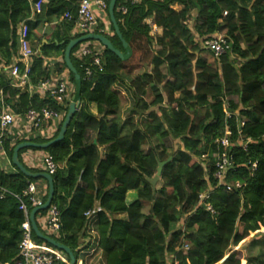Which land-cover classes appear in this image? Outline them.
<instances>
[{
    "label": "trees",
    "instance_id": "obj_1",
    "mask_svg": "<svg viewBox=\"0 0 264 264\" xmlns=\"http://www.w3.org/2000/svg\"><path fill=\"white\" fill-rule=\"evenodd\" d=\"M77 2L48 0L31 15L29 0H0L4 102L17 114L51 108L62 115L50 138L29 139L37 144L58 135L69 102L10 85L2 67L19 56L17 30L24 24L35 53L30 83L67 71L64 50L79 35L64 16L75 14ZM114 17L131 56L121 61L104 48L101 69L92 67L85 77L83 63L90 59H77L75 46L70 61L81 83L72 96L80 104L64 138L46 149L18 152L21 164V154L32 150L51 156L56 165L51 174V204L60 223L55 240L73 252L75 264H90L94 255L98 264H264V231L255 233L264 229V0H117ZM104 18L98 19L101 28L108 22L102 35L123 51L107 10ZM151 25L160 33L150 35ZM217 33L231 45L218 58L203 48ZM146 58L150 70L143 68ZM67 76L74 90L73 74ZM127 97L131 104L123 119L120 108ZM226 127L233 165L225 181H239L240 190L225 191L213 177L214 141ZM238 131L250 138L244 150ZM25 141L5 135L1 144L0 157L7 163L0 158V189L6 191L0 190V264H14L18 254L25 221L20 201L29 213L33 209L23 191L38 182L45 185L43 202L48 195L46 180L28 178L12 164L14 147ZM168 158L159 186L152 188L158 163ZM201 193H208L214 214L199 203ZM31 234L33 241L50 246L32 229Z\"/></svg>",
    "mask_w": 264,
    "mask_h": 264
},
{
    "label": "built area",
    "instance_id": "obj_2",
    "mask_svg": "<svg viewBox=\"0 0 264 264\" xmlns=\"http://www.w3.org/2000/svg\"><path fill=\"white\" fill-rule=\"evenodd\" d=\"M48 0H29L31 15L39 13L41 7L47 3ZM77 7L75 14L66 13L64 19L68 22H73L72 33L79 36L86 34H102L108 32V22L101 28L99 27L97 12H101L106 16L109 0H77ZM133 4L140 3L142 0H129ZM122 14L126 12L125 7H120ZM226 13H224L225 15ZM188 22V21H187ZM149 23V22H148ZM153 34L156 31L155 26L151 25ZM154 31V32H153ZM27 27L21 25L17 30L19 37V56L10 65L2 67L3 73L10 80V85L15 87H24L30 91L35 90L40 96L48 94L52 96L57 103L65 104L70 102V98L74 92L70 83L65 77L60 74L55 79H47L39 82L33 86L29 81V69L31 57L34 51L31 49L29 41L26 39ZM203 48L210 51L214 57H220L225 52L229 51L231 45L225 35L217 33L215 36L206 39L203 42ZM104 47L97 41L87 40L76 45L74 56L82 60L89 58V62L83 63V71L85 77H90L92 74V67L101 69L102 52ZM5 95L0 90V150L3 137L5 135L11 136L13 139L28 140L27 137L33 138V134L41 132L50 138L56 131L57 124L61 121V113L51 108H42L39 111L29 109L23 114L14 113L10 106L4 102ZM224 113L228 116L226 108L223 109ZM49 122V123H48ZM243 125V122L240 123ZM32 135V136H31ZM231 133L225 128L224 135L216 139V153L214 158V172L213 177L217 181V185L223 186L225 191L240 190L242 184L239 181L226 182L225 175L233 165V155L231 152L232 144L229 140ZM240 139H238L239 146L244 150L250 142V138H245L238 131ZM29 138V139H31ZM42 169L51 175L56 165L51 156L45 154L42 157ZM251 170L256 168V162L251 163ZM2 194L6 192L0 189ZM43 189H39L34 183H30L23 191L22 196L27 197L30 205L35 208L41 206L44 202L42 196ZM20 198L18 195H14ZM208 193H201L199 195V203L203 204L205 209L211 214L214 210L211 205L206 203ZM19 209L25 215V221L22 224V236L18 243V254L14 259V264H68V256L62 251L53 246H48L44 243H37L32 240L31 227L29 223V212L26 204L20 201ZM88 213H85L87 215ZM35 222L40 228V231L45 235L55 239L59 238V212L55 205L50 204L44 214H36ZM53 236V237H52ZM187 246L183 247L186 250ZM76 263V260H75Z\"/></svg>",
    "mask_w": 264,
    "mask_h": 264
},
{
    "label": "water",
    "instance_id": "obj_3",
    "mask_svg": "<svg viewBox=\"0 0 264 264\" xmlns=\"http://www.w3.org/2000/svg\"><path fill=\"white\" fill-rule=\"evenodd\" d=\"M116 1L117 0H110L109 1L107 12H108V16H109V21L113 26L114 32L122 44L123 51L116 49L112 45V43L102 34H86V35L79 36V37L69 41L68 45L66 46V48L64 50V56H63L64 63H65V66L67 68V71L73 74L74 85H75V87H74L75 92L74 93H76V94L79 90L81 79H80V76L77 74L75 68L73 67V65L70 61V53H71L72 49L77 44H79L83 41L93 40V41L99 42L106 50L113 53L121 61H125L131 56L130 47L127 44V42L122 38L120 31H119V28H118V25H117V22H116L115 17H114V7L116 4ZM73 99L74 100L70 101L68 104V108H67L66 114L64 116V119L61 123L58 135L54 139H52L46 143H42V144H37V143H33V142H21L14 147L13 153H12V158H11L12 164L24 176H26L28 178H32V179L42 178V179L46 180L47 186H48L47 198L41 206L35 207L30 211L29 216H28L30 227L38 239L46 242L47 244L53 246L54 248L62 250L68 256V259H69L68 264H75V257L73 255V252L67 246H65V245L57 242L55 239L43 234L35 222V215L40 211L46 210L52 202L53 194H54V186H53L52 177H51V175H49L46 172L32 173L29 170H27L25 168V166L23 164H21V162L19 161L18 152H19V150L24 149V148H37V149H41V150L46 149L49 146L61 141L64 138L66 129H67L71 119L75 115V113L79 107V104H80L79 99H75V97ZM169 161H170V158H168L164 162L158 163L156 174L149 180L150 184L152 185V188H155V184L160 178L163 166H165ZM255 233H258V231Z\"/></svg>",
    "mask_w": 264,
    "mask_h": 264
},
{
    "label": "crops",
    "instance_id": "obj_4",
    "mask_svg": "<svg viewBox=\"0 0 264 264\" xmlns=\"http://www.w3.org/2000/svg\"><path fill=\"white\" fill-rule=\"evenodd\" d=\"M96 17L98 18V19H105L104 17H105V14H103V13H101V12H97L96 13ZM149 21H147V23H148ZM107 23V21L104 23V24H106ZM54 25L53 24H51V25H44V27L42 28V31L45 29V28H51V27H53ZM156 28V27H155ZM41 31V32H42ZM151 32H152V27H151V31H150V35H156V34H159L160 33V30L159 29H157L156 28V31L153 33V34H151ZM43 42H45V39L43 40ZM60 61V58H56L55 59V61L54 62H59ZM51 64V63H50ZM64 77H65V79L68 81V83H69V78H68V76H67V71H64V72H62L61 73ZM74 98V95L73 96H71V98H70V101H72V100H74L73 99ZM93 107V105L91 106V110H92V112L94 113V108H92ZM32 136V135H31ZM35 137H39V138H46V136L44 135V134H42L41 132H35L34 134H33V138H35ZM29 138H31V137H27V139L28 140H26L25 142H31L30 140H29ZM34 143V142H33ZM45 154H44V152H40V151H32V150H26V151H24L22 154H21V160H22V164L25 166V168L27 169V168H34V169H42V157L44 156ZM1 158V157H0ZM1 160H3L4 161V164H5V162H6V160L4 159V157H2L1 158ZM7 163V162H6ZM4 166H6V164L4 165ZM39 184L40 183H38V182H36L35 183V185L36 186H38V187H41V188H39V189H43V191L45 190V185L42 183L41 184V186H39ZM39 228V227H38ZM40 229V228H39ZM45 233V232H44ZM43 233V234H44Z\"/></svg>",
    "mask_w": 264,
    "mask_h": 264
},
{
    "label": "rangeland",
    "instance_id": "obj_5",
    "mask_svg": "<svg viewBox=\"0 0 264 264\" xmlns=\"http://www.w3.org/2000/svg\"><path fill=\"white\" fill-rule=\"evenodd\" d=\"M187 24H188L189 27H191V25H192V21H188ZM203 54H204L205 56H206V55L210 56L208 52H205V53H203ZM211 60H212V58H211ZM133 64L136 65V61H135V60L133 61ZM143 68H145L146 70H150V68H149V66H148V58H146V60H144ZM69 83H70V82H69ZM130 104H131V101H130V99H129L128 97L125 98V99L122 101L121 108H120V117H121V118L124 119V118L126 117L127 112H128V110H129V107H130ZM165 144H166V146H171V145H172V142H171L170 140H167V141H165ZM174 146H175V147L178 146V143L174 142ZM159 184H160V183H159V180H158V181L156 182V184H155V187H158ZM263 231H264V229H260L258 232H263ZM254 234H255V233H252L248 238H246L245 240H243L242 242H240V243L238 244V246H237L235 249H238L239 247L243 246V245L248 241V239H249L251 236H253ZM90 251H92V250L90 249ZM91 258H92V260L89 261L90 264H98V263H99V262H98V256L94 255V256L91 257Z\"/></svg>",
    "mask_w": 264,
    "mask_h": 264
}]
</instances>
